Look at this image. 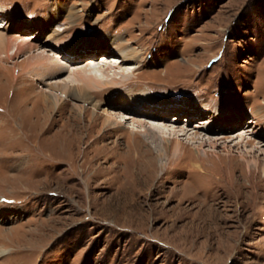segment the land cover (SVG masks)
Instances as JSON below:
<instances>
[{
  "label": "rangeland",
  "instance_id": "obj_1",
  "mask_svg": "<svg viewBox=\"0 0 264 264\" xmlns=\"http://www.w3.org/2000/svg\"><path fill=\"white\" fill-rule=\"evenodd\" d=\"M0 33L12 41L0 51V264H264V0H0ZM118 44L139 52L120 63L133 79L92 90L80 111L63 86L86 61L118 64ZM119 102L178 114L192 129L208 118L230 145L239 134L252 144L204 160L190 147L162 183L132 179L111 199L108 178L121 173L107 171L111 161L80 171L85 145L90 158L97 145L134 146L94 121ZM186 185L180 208L204 203L206 213L170 211Z\"/></svg>",
  "mask_w": 264,
  "mask_h": 264
},
{
  "label": "bare ground",
  "instance_id": "obj_2",
  "mask_svg": "<svg viewBox=\"0 0 264 264\" xmlns=\"http://www.w3.org/2000/svg\"><path fill=\"white\" fill-rule=\"evenodd\" d=\"M11 42H12L11 40H7V38L4 34L0 33V51L3 50L4 44L5 45L11 44ZM117 47H119V49L124 50V54H125L123 59H121V61H119L118 64L112 65L111 63H108L107 61H103V59H100V61H98V63H95V62L92 63L93 61L92 62L86 61L85 64L78 65L79 67H77L76 70L73 71V76H74L75 80L73 82H70V80H69L63 86L64 88L70 86V88H69V91H65L63 93L61 92L62 93L61 95L70 94V95H74L78 100H81V102L83 104L79 106L80 111H82L84 113H87L89 111V107L87 106V104H85V102L93 99L94 96L91 93L92 90H94V91L100 90L101 91L106 86L111 87L112 85H116L118 83L124 85L125 83H127L133 79V77L131 78L130 76H131V73H133V74H135V73L133 71L130 72L129 70L124 68L123 66L120 65V63L123 61H126L127 59H133L134 57H137L139 52L137 50H135L134 48L133 49L129 48V50L127 52H125V47H127V46H125L124 44H118ZM22 48H23V45H21V47H19L18 50L22 49ZM114 49H117V48H114ZM36 56L40 57V58L42 56L43 57H49L44 52H39V53H37ZM55 57H57V56H55ZM95 58L97 60V56H95ZM62 63H64V62L61 61V64ZM100 63H102V65H100ZM98 65H100V66L98 67ZM59 67H61V66H59ZM133 68H135V67H133ZM94 69L101 70L102 77H99V76H97V74H94V71H95ZM112 69H114L113 70L114 73L111 74L110 70H112ZM118 75H120V77H118ZM51 84H54V83H51ZM56 86H58V85H55V86L52 85L51 88L55 89ZM98 91H96V92H98ZM56 92H59V91L56 90ZM59 94L60 93H56V96H55L56 99H58L59 97L60 98L62 97ZM54 98L51 97L52 102H53ZM119 98L124 100L123 97H119ZM122 103L123 102H119L118 104L111 105L110 107H111L112 111H110V112H108V111H107V113L95 112L94 121L98 122L101 119L100 122H101L102 126L108 128L106 130L108 132L115 131V133H117V132H121L123 130L126 132V134L129 133L133 137V139H135V140H136L137 135L141 136L143 138V140L142 139L141 140L139 139V140L143 143L142 146L145 150H147L146 152L149 154L151 152L153 160H151L149 158L144 159V156H142V153H141L140 149L137 147V144H136L137 142L135 140L131 141L132 144H134V146L129 147V148L123 147L120 149V146H119L120 144L119 143L117 144V140L115 141L116 144L107 150H105V148L103 146H98V145H97V147L94 146L93 149L95 148V151L99 150V149H100V151L98 153H96V155L92 156L91 158L89 157V154H88V152L90 153V151H88L90 145L89 146L87 145L88 147L85 145V147L83 148L84 149L83 158H85V159H84L83 163L81 164L82 169L80 171V175L84 176L86 173H88L87 171L91 170V168H92L91 167L92 163L93 162L96 163L101 159H104L105 162L111 161V164H110V166H108V170H107L109 173H111L110 172L111 169H114V168H118L120 170L119 172H121L118 176L119 181L117 183H114V181H111V179H113V177H112L113 175L109 176L110 178H108L109 182L112 183V186L115 187L114 192L111 193V199L116 198L117 194L120 192V190H122V187L124 186V184L126 185L127 181H129L128 184H130L132 179H134V181H137L139 183H142L145 181V183L147 185L150 183V181L155 180V179H157L159 182L162 183V181H164V178H165L166 174L168 173V171L171 170V169L169 170L168 165L171 162H173V160H176L178 157H182L183 154L190 147L194 148L197 151L198 158H200V159L203 158V160H204V159H210L211 156H213L212 154L214 153L216 148L220 147L221 145H222V149L225 150V152L227 151L228 155H231L233 151L239 152L238 150L240 148L252 144L251 140L246 141L245 144H241L245 141V135L239 134L235 138H240V140L237 143L230 145L229 141H233V139L228 140L226 135H216V133H215L216 130H215V128L211 127V122L208 118H204V119L198 121V123H195L194 125H197L198 128L192 129L191 127H188V125L185 126V125L179 124L177 122V120L182 118L178 114L173 113L172 115H170V114H166V113H159L157 111L160 108H152V107H150L149 111L146 112V111L140 110V107H138V106L128 108V106H127L128 103H125V104L124 103L122 104ZM115 109H119L120 111H116ZM106 110H108V109H106ZM119 112L122 113V115L120 117L118 116V114H120ZM189 112H191V111H189ZM192 113H193V111H192ZM187 119L189 120L190 118H187ZM248 120L250 122H253V123L255 122V119L253 116L251 118H249ZM13 122L17 123V118H14ZM245 128H250V125H247V124H241L240 125L241 130L245 129ZM120 134H123V133H120ZM180 135L184 136V138H187V140L184 141V140L180 139L178 137ZM220 140H221V143L219 142ZM72 142L74 143V141H72ZM78 142H81V140L77 141V143ZM173 142H175V144L172 146L171 144ZM222 143H224V144H222ZM125 145H128V144H125ZM240 145H244V146H240ZM139 146H141V145L139 144ZM142 146H141V148H142ZM262 147H263L262 145H259V146L256 145L254 150H259V149L262 150L261 149ZM48 149H50V148H48ZM210 151H212V153H210ZM74 152H76V151L74 150ZM76 155H79L78 151H77ZM223 155L226 157L225 154H223ZM245 155L246 154H243V157H245ZM218 158L221 159L223 157L218 156ZM125 160H126V163H125ZM158 160H159V162H157ZM84 164H85V166H84ZM247 164H249V166H251V168H250L251 172H253V170L258 171L260 168V158L252 159V160L248 159ZM98 169H101V168H98ZM98 169L96 168V170L93 171V173H92L93 178L94 177L96 178L97 174L102 172V170L98 171ZM160 170L163 173L161 174V176L159 178L157 176V172L158 171L160 172ZM262 170L264 172V164H263ZM123 172H125V175L123 176V178H121L122 177L121 174ZM180 172H183V171H180ZM188 184H190V183H188ZM100 186H101V184H100ZM191 186L193 187L194 185L191 183ZM186 188L188 189L187 185L184 187H179V188H176L175 190H173V192L171 193V197H177L178 200H177L176 204H174L170 208V211H172L174 213H175V211H182V212L184 211V213H188V211H193L195 209H198L196 211V213H193L191 216H194L195 214H197V216L199 214V216H200L201 214L206 213V211H208V210L204 209V208H205V206H208V205L204 204V203L201 204V207H194V206L191 207L190 206L191 203H188L185 207L180 208L181 204H184L185 200H186L184 198V195H188V193L185 191ZM140 192H142V190L137 191L136 195H138V193H140ZM180 193H182V194L180 195ZM185 193H187V194H185ZM168 195H170V193ZM205 196H206V194H205ZM180 200L182 201V203H180ZM167 206H168V204H167ZM156 207H158V206H156ZM156 207L151 209L153 213L158 212L159 208L157 209ZM188 208H189V210H188ZM160 211L161 210H159V212ZM185 211H187V212H185ZM191 216H188V217L190 218ZM205 224L206 223H197V222L192 223L189 220V221H187L185 226L205 225ZM2 252H6V250L2 251Z\"/></svg>",
  "mask_w": 264,
  "mask_h": 264
}]
</instances>
